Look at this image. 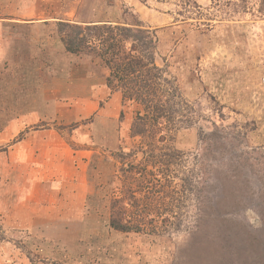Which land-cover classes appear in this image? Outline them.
Instances as JSON below:
<instances>
[{
    "label": "rangeland",
    "instance_id": "obj_1",
    "mask_svg": "<svg viewBox=\"0 0 264 264\" xmlns=\"http://www.w3.org/2000/svg\"><path fill=\"white\" fill-rule=\"evenodd\" d=\"M28 1H0V264H264V0ZM60 21L150 33L170 133Z\"/></svg>",
    "mask_w": 264,
    "mask_h": 264
},
{
    "label": "trees",
    "instance_id": "obj_2",
    "mask_svg": "<svg viewBox=\"0 0 264 264\" xmlns=\"http://www.w3.org/2000/svg\"><path fill=\"white\" fill-rule=\"evenodd\" d=\"M57 33L66 52L100 59L109 72L106 88L121 95L122 105H136L132 133L154 138L162 125L170 133L174 115L188 103L175 80L166 79L156 64L150 33L107 21L85 25L60 21ZM109 225L120 232H139L138 226H128L113 216Z\"/></svg>",
    "mask_w": 264,
    "mask_h": 264
},
{
    "label": "crops",
    "instance_id": "obj_3",
    "mask_svg": "<svg viewBox=\"0 0 264 264\" xmlns=\"http://www.w3.org/2000/svg\"><path fill=\"white\" fill-rule=\"evenodd\" d=\"M1 1V0H0ZM17 1V3H19L20 2V0H16ZM16 3V4H17ZM29 3V1L28 0H21V4H22V6H20V8H18V11L19 12H21L22 13V7H23V9H25V7H26V5ZM35 26V25H34ZM28 28H31V25H29V27Z\"/></svg>",
    "mask_w": 264,
    "mask_h": 264
}]
</instances>
